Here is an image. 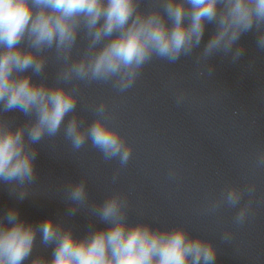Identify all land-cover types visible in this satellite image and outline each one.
Wrapping results in <instances>:
<instances>
[{
    "label": "clouds",
    "instance_id": "1",
    "mask_svg": "<svg viewBox=\"0 0 264 264\" xmlns=\"http://www.w3.org/2000/svg\"><path fill=\"white\" fill-rule=\"evenodd\" d=\"M0 0V187L18 202L32 196L38 180L34 145L55 137L63 129L74 150L89 141L104 160L118 159L128 165L133 148L120 131L109 125L104 102L95 106L96 118L87 127L76 114L80 83L111 84L119 93L137 82L154 58L170 64L193 57L207 24L215 30L194 56L206 66L216 54L237 63L245 49L240 37L256 33V47L264 52V0ZM87 41L74 57L78 40ZM49 53L58 71L56 83H48ZM205 75V72H200ZM40 77L39 82L33 77ZM71 84L68 88L65 85ZM176 94L177 106L185 101ZM19 111L27 120L16 125L6 114ZM71 114V115H69ZM66 117L67 122L66 121ZM255 167L264 169V150L257 153ZM120 169L113 174V182ZM175 179V169L169 170ZM65 216L84 212L90 223L82 236L64 217L39 223L21 218L19 209L0 210V264H214L217 250L211 241L193 237L184 226L153 227L148 222L130 223L128 196L113 192L102 202H91L85 179L64 186ZM254 183L244 187L226 185L207 202L204 211L238 208L233 218L243 226L252 214ZM249 197L241 204L245 195ZM106 225L95 227V221ZM232 232L221 238L230 243ZM52 246L51 258L33 256L37 238Z\"/></svg>",
    "mask_w": 264,
    "mask_h": 264
},
{
    "label": "water",
    "instance_id": "2",
    "mask_svg": "<svg viewBox=\"0 0 264 264\" xmlns=\"http://www.w3.org/2000/svg\"><path fill=\"white\" fill-rule=\"evenodd\" d=\"M150 2L144 0L142 7ZM214 30L213 24L206 25L193 57H181L174 64L154 58L127 92L119 93L102 82L80 83L76 114L83 120L82 126L96 118V105L106 103L109 125L133 148L126 167L120 168L118 159L104 160L90 141L74 150L61 129L57 136L34 145L38 180L32 196L18 202L0 187V210L16 207L21 218L32 223L63 216L66 224L74 226L75 234L82 236L89 217L84 212L65 216L63 200L67 182L85 179L91 202H102L113 192L126 194L130 223L184 226L193 237L211 241L217 250L214 264H264V169L255 167L257 153L264 150V52L256 47L255 31L245 33L237 42L245 49L240 60L232 63L223 54L214 55L209 60L214 71L208 77L206 66L198 65L194 56ZM86 43L78 40L74 57ZM49 57L46 74L51 84L56 83L58 65L51 53ZM181 91L186 98L177 106L175 97ZM6 115L16 125L27 120L19 111ZM117 169L119 177L113 182ZM170 169L176 170L175 179L169 178ZM249 183L256 185V193L252 214L243 226L233 222L238 208L224 206L211 214L204 211L226 185L244 187ZM248 199L246 194L241 204ZM95 227L106 225L97 220ZM225 231L233 234L230 243L221 238ZM51 252L52 246L45 247L38 237L33 256L50 259Z\"/></svg>",
    "mask_w": 264,
    "mask_h": 264
}]
</instances>
